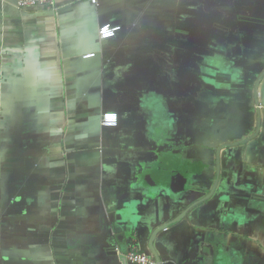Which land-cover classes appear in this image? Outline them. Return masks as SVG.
<instances>
[{
	"label": "crops",
	"instance_id": "crops-1",
	"mask_svg": "<svg viewBox=\"0 0 264 264\" xmlns=\"http://www.w3.org/2000/svg\"><path fill=\"white\" fill-rule=\"evenodd\" d=\"M263 192L264 0H0V264H264Z\"/></svg>",
	"mask_w": 264,
	"mask_h": 264
},
{
	"label": "built area",
	"instance_id": "built-area-1",
	"mask_svg": "<svg viewBox=\"0 0 264 264\" xmlns=\"http://www.w3.org/2000/svg\"><path fill=\"white\" fill-rule=\"evenodd\" d=\"M91 4H97L98 0H89ZM21 9H30L35 7H44L47 10H53L55 0H16ZM121 25L117 23L103 22L97 27V36L99 39L114 37L120 30ZM93 53H86L90 56ZM117 123V114L113 111H105L100 115V124L105 126H114ZM118 251V250H116ZM124 259L130 264H157L156 259L148 252L134 245L129 246L123 253Z\"/></svg>",
	"mask_w": 264,
	"mask_h": 264
},
{
	"label": "water",
	"instance_id": "water-1",
	"mask_svg": "<svg viewBox=\"0 0 264 264\" xmlns=\"http://www.w3.org/2000/svg\"><path fill=\"white\" fill-rule=\"evenodd\" d=\"M233 76L232 67L226 60L214 56L212 60H206L201 64L196 80L201 90L217 94L228 91ZM260 196L264 197V192Z\"/></svg>",
	"mask_w": 264,
	"mask_h": 264
}]
</instances>
